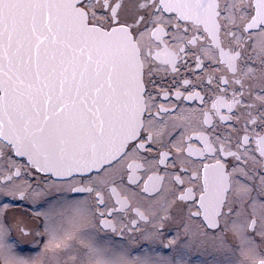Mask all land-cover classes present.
<instances>
[{"label":"snow or ice","instance_id":"snow-or-ice-1","mask_svg":"<svg viewBox=\"0 0 264 264\" xmlns=\"http://www.w3.org/2000/svg\"><path fill=\"white\" fill-rule=\"evenodd\" d=\"M0 264H264V0H0Z\"/></svg>","mask_w":264,"mask_h":264},{"label":"flooded vegetation","instance_id":"flooded-vegetation-1","mask_svg":"<svg viewBox=\"0 0 264 264\" xmlns=\"http://www.w3.org/2000/svg\"><path fill=\"white\" fill-rule=\"evenodd\" d=\"M21 211H23V209H21ZM113 240L116 242H122V238L119 236H113ZM193 258L195 259V256Z\"/></svg>","mask_w":264,"mask_h":264}]
</instances>
